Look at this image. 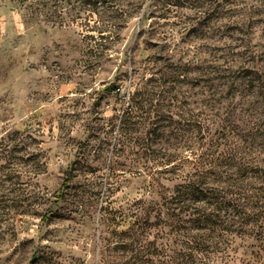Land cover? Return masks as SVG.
I'll list each match as a JSON object with an SVG mask.
<instances>
[{"label": "rangeland", "instance_id": "1", "mask_svg": "<svg viewBox=\"0 0 264 264\" xmlns=\"http://www.w3.org/2000/svg\"><path fill=\"white\" fill-rule=\"evenodd\" d=\"M0 165V264H264V0H0Z\"/></svg>", "mask_w": 264, "mask_h": 264}, {"label": "trees", "instance_id": "2", "mask_svg": "<svg viewBox=\"0 0 264 264\" xmlns=\"http://www.w3.org/2000/svg\"><path fill=\"white\" fill-rule=\"evenodd\" d=\"M2 167H4V165H0V169ZM177 194L180 197L181 196L185 197L184 201L189 197L190 199L196 198V200L207 202L209 198V196L206 193H204L203 189L190 183L179 185L177 187Z\"/></svg>", "mask_w": 264, "mask_h": 264}]
</instances>
